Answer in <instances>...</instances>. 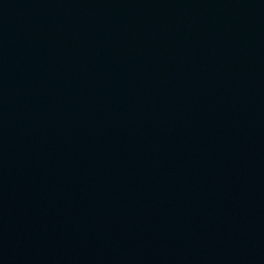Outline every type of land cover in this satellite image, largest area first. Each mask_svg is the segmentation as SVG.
I'll list each match as a JSON object with an SVG mask.
<instances>
[{
  "label": "water",
  "instance_id": "95a60500",
  "mask_svg": "<svg viewBox=\"0 0 264 264\" xmlns=\"http://www.w3.org/2000/svg\"><path fill=\"white\" fill-rule=\"evenodd\" d=\"M0 264H264V0H0Z\"/></svg>",
  "mask_w": 264,
  "mask_h": 264
}]
</instances>
